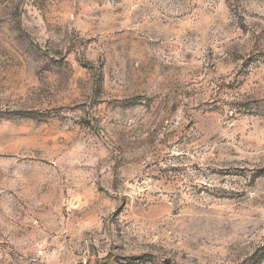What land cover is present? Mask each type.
<instances>
[{"label": "rangeland", "instance_id": "374dc122", "mask_svg": "<svg viewBox=\"0 0 264 264\" xmlns=\"http://www.w3.org/2000/svg\"><path fill=\"white\" fill-rule=\"evenodd\" d=\"M0 264H264V0H0Z\"/></svg>", "mask_w": 264, "mask_h": 264}]
</instances>
